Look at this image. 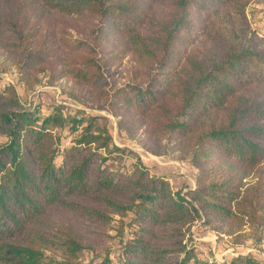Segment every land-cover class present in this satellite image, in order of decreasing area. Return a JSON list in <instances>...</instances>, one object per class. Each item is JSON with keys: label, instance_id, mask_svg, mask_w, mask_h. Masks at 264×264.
I'll use <instances>...</instances> for the list:
<instances>
[{"label": "trees", "instance_id": "16d2710c", "mask_svg": "<svg viewBox=\"0 0 264 264\" xmlns=\"http://www.w3.org/2000/svg\"><path fill=\"white\" fill-rule=\"evenodd\" d=\"M246 1L0 0V50L22 82L64 79L72 102L104 111L152 155L175 154L195 169L185 192L138 157L114 170L108 160L126 150L113 145L108 117L25 107L8 84L0 264H51L45 252L54 248L68 261L88 252L94 264H188L198 222L236 245L246 235L264 240V40L193 49L218 13ZM127 53L143 79L115 85L108 70ZM114 238L118 262L109 258Z\"/></svg>", "mask_w": 264, "mask_h": 264}, {"label": "rangeland", "instance_id": "374dc122", "mask_svg": "<svg viewBox=\"0 0 264 264\" xmlns=\"http://www.w3.org/2000/svg\"><path fill=\"white\" fill-rule=\"evenodd\" d=\"M155 13L158 15L160 12L155 9ZM249 34H254L264 40V0H247L243 6L229 5L224 8L214 17L208 34L198 38L193 49L199 51L203 47L210 50L213 41L216 42L223 38L240 40ZM108 71L115 85L143 79L140 64L130 53L112 62ZM31 83L33 85L29 88L19 79L16 66L0 50V89L12 84L22 105L32 108L36 106L41 112H45L53 103L72 110L106 116L110 120L109 127L113 145L126 150L119 156L120 160H108L107 165H112L114 170L122 169V166L130 164L138 157L152 173L166 176L174 190L181 189L185 192L194 188L195 169L188 160H178L177 156L171 153L157 156L147 152L140 146V136L129 137L117 130L115 120L110 115L104 111L89 109L72 102L68 96L71 85L64 79L55 85H48L46 74L40 73L32 79ZM62 141L63 146H67L70 136L62 135ZM61 152L62 146L60 147ZM112 157L115 156L109 158L112 159ZM59 161L60 157L57 158V162ZM110 235H114V232L111 231ZM189 236V246L193 248L195 257L188 264H229L233 259V264H246V261H250L249 264H264V240L256 241L255 238L246 235L241 244L236 245L227 236L215 234L201 222L191 227ZM107 245L110 251L109 258L113 262H118L116 256L120 249L118 238H114ZM45 256L46 261L51 264H94L93 256L88 252H79L76 258L69 261L63 251L56 248L46 251Z\"/></svg>", "mask_w": 264, "mask_h": 264}, {"label": "built area", "instance_id": "2783aa9c", "mask_svg": "<svg viewBox=\"0 0 264 264\" xmlns=\"http://www.w3.org/2000/svg\"><path fill=\"white\" fill-rule=\"evenodd\" d=\"M12 85V84H11Z\"/></svg>", "mask_w": 264, "mask_h": 264}]
</instances>
